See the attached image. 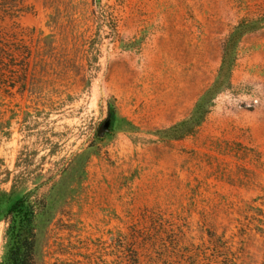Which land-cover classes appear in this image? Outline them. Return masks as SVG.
<instances>
[{"label":"rangeland","instance_id":"obj_1","mask_svg":"<svg viewBox=\"0 0 264 264\" xmlns=\"http://www.w3.org/2000/svg\"><path fill=\"white\" fill-rule=\"evenodd\" d=\"M0 34V189L39 202L35 264H264V0H0Z\"/></svg>","mask_w":264,"mask_h":264},{"label":"trees","instance_id":"obj_2","mask_svg":"<svg viewBox=\"0 0 264 264\" xmlns=\"http://www.w3.org/2000/svg\"><path fill=\"white\" fill-rule=\"evenodd\" d=\"M256 24V21H252L250 23H240L234 27L225 41L224 62L225 58L229 56L228 61L231 63L230 50L237 45L240 37L249 29L255 28ZM9 41L12 40L4 38L0 34V64L7 58L5 49L9 46L7 45ZM10 56L14 57V54ZM222 64L224 63L222 62ZM11 68H20L19 75H27L26 65L22 64L17 68L10 64L8 68L9 75H16L11 71ZM0 75H2V69H0ZM210 91H206L196 101L188 119L180 121L169 128L175 136H183L203 120L211 100ZM38 203L32 199L30 192H17L14 184L8 190L0 189V221L5 223L3 253L0 264H35ZM218 247L221 248L222 246ZM135 248L137 247L134 246L133 252H130V261L132 264H140L139 254ZM220 256L215 254L207 259L206 263H203L202 260H196L195 264H236L233 259L227 261ZM182 264L188 263L183 261Z\"/></svg>","mask_w":264,"mask_h":264},{"label":"water","instance_id":"obj_3","mask_svg":"<svg viewBox=\"0 0 264 264\" xmlns=\"http://www.w3.org/2000/svg\"><path fill=\"white\" fill-rule=\"evenodd\" d=\"M109 122H110V114L106 116V118L102 121V123L97 128L96 134L98 137H102L105 134V132L109 130Z\"/></svg>","mask_w":264,"mask_h":264}]
</instances>
